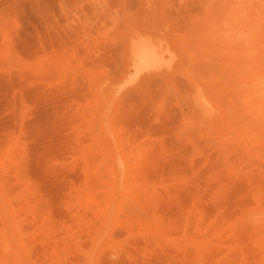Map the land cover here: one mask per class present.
<instances>
[{
  "label": "rangeland",
  "instance_id": "374dc122",
  "mask_svg": "<svg viewBox=\"0 0 264 264\" xmlns=\"http://www.w3.org/2000/svg\"><path fill=\"white\" fill-rule=\"evenodd\" d=\"M263 1L0 0V49L7 29L18 64L0 67V151L17 136L20 153L0 163V264H264V236L243 217L264 191ZM140 36L168 65L126 82L127 44ZM239 49L252 56L238 61ZM103 117L111 127L91 145L86 130ZM140 141L146 150L129 156ZM99 208L120 211L101 220Z\"/></svg>",
  "mask_w": 264,
  "mask_h": 264
},
{
  "label": "bare ground",
  "instance_id": "6f19581e",
  "mask_svg": "<svg viewBox=\"0 0 264 264\" xmlns=\"http://www.w3.org/2000/svg\"><path fill=\"white\" fill-rule=\"evenodd\" d=\"M237 1V0H236ZM246 0H244V2H245ZM257 1V0H256ZM230 2V1H229ZM231 2H232V0H231ZM239 2V1H238ZM238 2H236V3H238ZM241 2V1H240ZM242 2H243V0H242ZM254 3H255V1H253ZM264 2V1H263ZM258 3V2H257ZM256 3V4H257ZM229 4V3H228ZM241 4V3H240ZM253 4V3H252ZM260 4H261V2H260ZM244 5V4H243ZM263 5V4H262ZM233 6V5H232ZM236 6V5H235ZM249 5H247V7H248ZM252 5H250V7H251ZM253 6H254V4H253ZM264 6V5H263ZM237 7V6H236ZM236 7H234L233 6V8L235 9ZM247 7H246V9H247ZM255 7V6H254ZM260 7V6H259ZM245 9V7H243L242 6V8L241 9ZM249 8V7H248ZM261 8V7H260ZM224 9V8H223ZM251 9V8H250ZM254 9V8H253ZM233 10V9H232ZM238 10V9H237ZM252 10V9H251ZM262 10V8L260 9V11ZM224 11V10H223ZM236 11V10H235ZM234 10H233V12L232 13H234L235 12ZM239 11V10H238ZM243 11H245V10H243ZM253 11V10H252ZM237 12V11H236ZM231 13V14H232ZM248 13V12H247ZM251 14H252V12H250ZM236 15H237V13H235ZM244 13H242V15H243ZM249 14V13H248ZM261 15H263L262 13H260ZM234 16V17H237V16ZM247 15V14H246ZM255 16H256V13L254 14ZM253 15V16H254ZM249 16H251V15H249ZM258 16V15H257ZM222 17H223V15H222ZM226 17V16H225ZM224 17V18H225ZM224 18H222V19H224ZM230 18V17H229ZM233 17H231L230 19H232ZM247 18V17H246ZM263 18H264V15H263ZM262 18V19H263ZM220 19V18H219ZM218 19V20H219ZM254 19H255V17H254ZM260 20L258 21V22H260L261 21V17L259 18ZM235 20V19H234ZM241 20V19H240ZM252 20V19H251ZM256 20V19H255ZM221 21V20H220ZM256 23H257V21H255ZM255 22H253V23H255ZM262 22V21H261ZM218 23V22H217ZM223 23V22H222ZM234 22H232L231 23V25L233 24ZM242 23V22H241ZM251 22H249V24H250ZM255 23V24H256ZM218 24H221V23H218ZM226 24V23H225ZM228 24V23H227ZM244 24V23H243ZM252 24V23H251ZM262 24V23H261ZM264 24V23H263ZM15 25V24H14ZM214 26H215V24H213ZM213 25H211L212 27H213ZM223 27H225V25H223V24H221ZM221 25H220V28H221ZM235 25V24H234ZM233 25V26H234ZM239 25V24H238ZM245 25H247V24H245ZM258 25H259V23H257V26L255 27V28H257L258 27ZM205 26V25H204ZM230 25L228 24V27H229ZM240 26H241V24H240ZM262 26V25H261ZM238 27V26H237ZM245 27V26H244ZM244 27L243 28H241V29H243V30H245L246 29V27H245V29H244ZM259 28V27H258ZM260 28H262V27H260ZM215 29H216V26H215ZM215 29L214 30H212V32L213 31H215ZM223 29V28H222ZM227 30H228V28H226ZM237 29V28H236ZM241 29H240V31H241ZM263 29V28H262ZM221 30V29H220ZM253 30H254V28H253ZM264 30V29H263ZM3 32H2V39H3V43H4V46H5V48H3V49H0V67L2 68V69H4V70H6V71H10V70H12V68H14V67H16L18 64L16 63L17 62V55H15L12 51H11V49H10V42H11V38H12V36H11V33H8L7 31V29H3L2 30ZM247 31H250V30H247ZM255 31H257V29L255 30ZM205 32V31H204ZM217 32V31H216ZM233 32H234V30H233ZM245 32V31H244ZM244 32H243V35H244ZM253 32V31H252ZM251 32V33H252ZM258 32H261V31H259L258 30ZM226 33V32H225ZM237 33V32H236ZM235 33V34H236ZM239 33V32H238ZM237 33V34H238ZM242 33V32H241ZM246 33V32H245ZM256 33V32H255ZM212 34V33H211ZM254 33H252V35H253ZM225 35V34H224ZM224 35H222V36H224ZM231 35V34H230ZM249 35H251V34H249ZM263 35V34H262ZM238 36V35H237ZM236 36V37H237ZM242 36V35H241ZM244 36H247V35H244ZM255 36L257 37V35L255 34ZM255 36H253V39H251L252 37L250 36H248L249 38H248V40H252L251 41V43L249 42V41H246L243 37H242V39L243 40H245L246 42H248V45H249V47L251 48L253 45V41L255 40L254 39V37ZM208 37V36H207ZM210 37V36H209ZM221 37V36H220ZM219 37V38H220ZM228 37V36H227ZM236 37H235V39H236ZM240 37V36H239ZM154 38H156V37H154ZM233 38V37H232ZM238 38V37H237ZM261 38V37H260ZM264 38V37H263ZM263 38H262V40H263ZM199 39V38H198ZM208 39V38H207ZM224 38H222V40H223ZM234 39V38H233ZM234 39V40H235ZM257 39H259L258 37H257ZM194 41V40H193ZM236 41V40H235ZM234 41V42H235ZM159 42V41H158ZM234 42L232 43V46H233V44H234ZM238 42V41H237ZM245 42V43H246ZM256 42V41H255ZM260 42H263L264 43V41H261L260 40ZM10 43V44H9ZM14 43V42H13ZM227 43V42H226ZM230 43V42H229ZM228 43V44H229ZM244 43V44H245ZM258 43V42H257ZM262 43V44H263ZM209 44V43H208ZM185 45H187V44H185ZM223 45V44H222ZM231 45V44H230ZM229 45V46H230ZM235 45V44H234ZM264 45V44H263ZM129 46V52H130V54H131V56H130V65L127 67V69H126V72L128 73V76L129 77H127V79H124V81H132V80H135L137 77H138V75H140L141 73H146V72H151V71H156L157 69H159L160 67H163V66H166V65H168V64H165V60H166V57H165V54H164V52H163V50L160 48V46L159 45H157L156 44V42H152V40H151V37L149 38V39H147V38H145V39H142L141 38V36H140V38L139 37H137V38H135V37H133L132 38V41L130 42V43H128L127 44V47ZM191 46V45H190ZM213 46V45H212ZM226 47H227V45H225ZM246 46H247V44H246ZM256 46H257V44H256ZM256 46H254V47H256ZM260 48H262L261 46L262 45H258ZM257 46V47H258ZM15 47V46H14ZM194 47V46H193ZM234 47V46H233ZM240 47H242V46H240ZM248 47V46H247ZM249 47L247 48V49H249ZM12 48H13V46H12ZM162 48H163V45H162ZM235 48H238V46L236 45V47ZM243 48H245V46L243 45ZM264 48V47H263ZM262 48V49H263ZM206 49V48H205ZM252 49V48H251ZM254 49V48H253ZM191 50V49H190ZM196 50V49H195ZM201 50V49H200ZM225 50V49H224ZM264 50V49H263ZM202 51H207V50H203V48H202ZM214 50H212L211 52H213ZM234 51V50H233ZM240 51H242V50H240L239 49V52L237 51V58L239 59V58H241L242 56L243 57H248L249 55H251V53L250 54H248L249 52H247V53H243V55H242V52H241V57L238 55L239 53H240ZM257 51H259V49L258 50H256V52ZM15 52V51H14ZM215 52V51H214ZM213 52V53H214ZM218 52V51H217ZM228 52V51H227ZM232 52V51H231ZM260 52V51H259ZM15 53H17L18 54V52L16 51ZM229 53V52H228ZM228 53H226V55L225 56H227V54ZM261 53V52H260ZM260 53H256V55H254V53H253V55L254 56H256V58L258 59V57L260 56L259 54ZM262 53H264V52H262ZM220 54V53H219ZM222 54V53H221ZM220 54V55H221ZM223 54H225V53H223ZM235 54V53H234ZM235 54V55H236ZM246 54H248V55H246ZM19 55H21V54H19ZM65 55V54H64ZM219 55V56H220ZM229 56L230 55H232L231 53L230 54H228ZM244 55H246V56H244ZM259 55V56H258ZM264 55V54H263ZM69 56V55H68ZM225 56L223 55V57L222 58H225ZM252 56V55H251ZM258 56V57H257ZM62 57H63V55H62ZM228 57V56H227ZM231 57V61H234V60H232V59H236V58H234L235 56L234 55H232V56H230ZM230 57H228V58H230ZM233 57V58H232ZM261 57V56H260ZM69 58V57H68ZM221 58V57H220ZM23 59H24V57H23ZM65 59V58H64ZM246 58H244L243 59V61L245 60ZM261 59V58H260ZM35 60V59H34ZM37 60V59H36ZM226 59H224V60H222V61H225ZM242 60V59H241ZM246 60H248V59H246ZM253 60H255V62L254 63H256V59H255V57H254V59H252V61ZM38 61V60H37ZM228 61V60H227ZM238 61H240V59L238 60ZM242 61V62H243ZM250 61V60H249ZM252 61H250V63L252 62ZM260 61V60H259ZM258 61V62H259ZM28 62H30V61H28ZM50 62V61H49ZM229 62H230V60H229ZM262 62H263V60H262ZM31 63V65L33 64V62H30ZM35 63V62H34ZM225 63L226 62H224V64H223V62H222V64L223 65H225ZM234 62H232V64H233ZM241 63V62H240ZM249 63V62H248ZM237 63H236V60H235V65H236ZM247 64V63H246ZM259 63H257V65H258ZM264 64V63H263ZM242 65V64H241ZM253 65H256V64H253ZM252 65V67H253V69H254V66ZM260 65V64H259ZM258 65V66H259ZM22 66H23V64H22ZM33 66H36V65H34L33 64ZM231 66H233V65H231ZM250 66H251V64H250ZM250 66H249V69H251L250 71H256L255 69L254 70H252V67L250 68ZM257 66V67H258ZM24 67H27V66H23V68ZM226 67H228V65L226 66ZM237 67V66H236ZM238 67H241V66H238ZM243 67V66H242ZM242 67H241V70L240 69H238L239 70V73H238V75L239 74H241L242 73V71H243V69H242ZM21 67H19V69H20ZM229 69H231V67L229 66L228 67ZM243 68H245L246 69V66H244ZM247 68H248V65H247ZM22 69V68H21ZM66 69V68H65ZM166 69V68H165ZM167 69H168V67H167ZM224 69V68H223ZM248 69V70H249ZM258 69V68H257ZM262 70H264V68H261ZM3 70V71H4ZM23 70V69H22ZM22 70H20V72L22 71ZM226 70H228V69H226ZM236 70V72H237V69H235ZM17 71V70H16ZM26 71V70H25ZM24 71V72H25ZM62 71V70H61ZM60 71V72H61ZM235 74H237L234 70H232ZM12 72V71H11ZM11 72H10V74H11ZM13 72H14V69H13ZM19 72V71H18ZM245 72V71H244ZM62 73H64V72H62ZM151 73H153V72H151ZM247 73H250V75H252L251 74V72H247ZM253 73H255V72H253ZM256 73H258V72H256ZM20 74V73H19ZM24 74V73H23ZM61 74V73H60ZM226 74H228V73H226ZM230 74H233L232 72H230ZM229 74V75H230ZM243 74V73H242ZM245 74H246V72H245ZM65 75V74H64ZM243 76V75H242ZM241 75H239L238 77H242ZM253 76V75H252ZM23 77V76H22ZM64 76H62V78H63ZM228 77V76H227ZM230 78L232 77L231 75L229 76ZM228 77V78H229ZM251 77V76H250ZM254 77V76H253ZM252 77V78H253ZM256 77V76H255ZM234 77H232V79H233ZM236 78V77H235ZM252 78H246L247 80H245V81H250V79H251V81L249 82L251 85L253 84V85H255L254 83H256V84H259V82H260V80H259V82L257 83L256 81V78H255V80L256 81H252ZM259 78H260V76H259ZM138 79V78H137ZM261 79H262V81L264 80L262 77H261ZM62 81H63V79H61ZM239 80V79H238ZM226 82H228V81H226ZM235 82H237V80L235 81ZM244 82V81H243ZM264 82V81H263ZM93 83V82H92ZM231 83H233V82H231ZM246 83V82H245ZM209 84V83H208ZM208 84H207V86H208ZM226 83H224V85H225ZM249 84V85H250ZM92 85V84H91ZM96 84L95 83H93V86H95ZM212 85H214V84H212ZM241 85V84H240ZM244 85V84H243ZM243 85L241 86V87H243ZM246 85V84H245ZM256 86V85H255ZM259 86H260V84H259ZM262 86H264V83H262ZM228 87H230V86H228ZM250 87V86H249ZM213 90V89H212ZM252 90V89H251ZM254 90V89H253ZM252 90V91H253ZM255 90H256V88H255ZM264 89L262 88V93H264V91H263ZM95 91V90H94ZM199 92L198 93H200V90H198ZM203 90H201V93L202 94H204V91L202 92ZM237 91H239V90H237ZM249 92L250 91V89H248V90H245V92ZM233 93H231V91H230V93L233 95H237L234 91H232ZM244 92V91H243ZM258 92H261L260 90L258 91ZM238 93V92H237ZM254 93H255V91H254ZM256 93H257V91H256ZM255 93V94H256ZM202 94H200V97H201V95ZM229 94V93H228ZM242 94V93H241ZM244 94V93H243ZM246 94V93H245ZM250 94H251V91H250ZM254 94V95H255ZM259 94V93H258ZM258 94H256V95H258ZM225 95H227V93L225 94ZM232 95H230L229 94V97H227V98H230V96L232 97ZM233 95V96H234ZM253 95V94H252ZM251 95V96H252ZM262 95V94H261ZM206 96V95H205ZM243 96V95H242ZM246 96H248V94H246ZM250 96V95H249ZM248 96V98L247 97H244L245 99H243L241 102H243V103H246L247 101L246 100H248V103H249V100H251L250 98L251 97H249ZM259 96V95H258ZM258 96H254V97H258ZM219 97V96H218ZM205 98V97H204ZM233 98V97H232ZM234 98H236V97H234ZM243 98V97H242ZM241 98V99H242ZM260 98V97H259ZM264 98V97H263ZM262 98V99H263ZM240 100V98H238L237 97V102H236V100L235 99H231V100H235V102L233 101V103H238V101ZM261 99V100H262ZM205 100V99H204ZM209 100V99H208ZM225 100V99H224ZM230 100V101H231ZM246 102H245V101ZM260 100V99H259ZM198 101V100H197ZM196 101V102H197ZM206 101V100H205ZM212 101V100H211ZM252 101V100H251ZM228 102H229V100H228ZM240 101H239V103H241ZM257 102V101H256ZM263 102V101H262ZM262 102H260V106H261V103ZM230 103H232V102H230ZM239 103H238V105H239ZM247 103V104H248ZM254 103V102H253ZM246 104V105H247ZM258 104H259V102H258ZM234 105V104H233ZM255 105V104H254ZM257 105V104H256ZM211 106H212V104H211ZM210 106V107H211ZM227 106V105H226ZM259 106V105H258ZM213 107V106H212ZM211 107V108H212ZM238 107V106H237ZM256 107V106H255ZM262 107H263V105H262ZM206 108H207V106H206ZM214 108H216V107H214ZM253 108V107H252ZM264 108V107H263ZM103 108H99V110H102ZM241 109V108H240ZM244 109L245 108H243V111H244ZM254 109V108H253ZM261 109V108H260ZM203 110V109H202ZM206 110V109H205ZM212 110H214V109H212ZM235 110V109H234ZM237 110H239V109H237ZM247 110H250L249 108L247 109ZM255 110H256V108H255ZM216 111V110H215ZM246 111V110H245ZM252 111V110H251ZM263 109H262V112H260V116H264V114H263ZM204 112V111H203ZM208 112H211V111H208ZM217 112V111H216ZM218 112H221V111H218ZM253 112V111H252ZM239 113H240V110H239ZM238 113V114H239ZM102 114H103V112H102ZM216 114V113H215ZM256 115V118H258V116L259 115ZM263 114V115H262ZM24 112H23V114H22V118L24 117ZM104 115V114H103ZM219 115V114H218ZM236 115V114H235ZM239 115H242V113H240ZM251 114L249 113V116H250ZM214 116V114H212V117ZM252 116H253V114H252ZM259 116V117H260ZM102 117V116H101ZM100 117V118H101ZM215 117H216V115H215ZM242 118H244L245 119V117H242ZM263 118V117H262ZM109 119V118H108ZM229 119H230V116H229ZM238 119H239V117H238ZM246 119H247V116H246ZM249 119V118H248ZM247 119V120H248ZM260 119H261V117H260ZM106 120V119H105ZM105 120H104V117H103V119H102V121H101V123H100V126H99V130H97V131H93V130H91L89 127L87 128V130H86V132L87 133H89V136L91 137L90 138V140L89 141H91V145H92V143H93V145L94 144H96V143H99V142H101L103 139H105L104 138V135H106L107 134V131L108 130H106V129H108V127L107 126H110V124H107V123H105ZM235 120H237V119H235ZM234 120V121H235ZM243 120V119H242ZM253 121L254 119L252 118L251 119V117H250V121ZM259 120V119H258ZM263 120H264V118H263ZM94 121V120H93ZM108 121H110V119L108 120ZM107 122V121H106ZM111 122V121H110ZM257 122V121H256ZM252 123V122H251ZM258 123V122H257ZM257 123H255V124H257ZM236 124V123H235ZM245 124H247V123H245ZM253 124V123H252ZM264 124V123H263ZM248 125H249V123H248ZM241 126H242V124H241ZM250 126H251V124H250ZM261 126V125H260ZM107 127V128H106ZM111 127V126H110ZM239 127V126H238ZM243 127V126H242ZM241 127V128H242ZM245 127H248V126H245ZM245 127H243V128H245ZM255 126H253V128H254ZM261 127H263V126H261ZM257 128H258V126H257ZM264 128V127H263ZM89 129V130H88ZM110 130V129H109ZM253 130H255V129H253ZM263 130V129H262ZM93 131V132H92ZM111 131V130H110ZM112 132V131H111ZM114 138H115V145H117V143L116 142H118L119 144H120V141H121V136H120V133H119V135H118V133L116 132V130L114 129ZM88 135V134H87ZM125 135V134H124ZM190 135V134H189ZM188 135V136H189ZM230 135V134H229ZM180 136V135H179ZM178 137V136H177ZM190 137V136H189ZM189 137H187V139H189ZM191 137H192V135H191ZM110 138H112L113 139V141H114V138L113 137H110ZM111 139V140H112ZM224 139V138H223ZM148 140V139H147ZM144 141V140H143ZM146 141V140H145ZM80 143V142H79ZM83 143V142H82ZM146 143V142H145ZM147 144H149V143H147ZM147 144L145 145V144H142V141H140L139 143H133V145H131L132 147H131V150H130V153L128 154L129 156H139L142 152H143V150L146 148L145 146H147ZM18 145H19V139H18V137L17 136H13V138H12V141L10 142V144L8 145V147H7V149H5V151H4V153L2 154V152L0 153V154H2V156H1V160H0V163L2 164V165H4V166H7V168H10L12 165H13V163H15V161L17 160V155H19V154H17V152H16V150L15 149H17V147H18ZM97 145V144H96ZM114 145V146H115ZM150 147V146H149ZM148 147V148H149ZM76 148H78L77 146H76ZM79 148H80V146H79ZM91 148V146H88V147H86L85 145H81V149H80V152L78 153V157H76L77 158V160H79V159H81V162L83 163V165H84V167L85 168H89V160H88V149H90ZM117 147H115L114 148V150L113 151H115V154H117L116 153V149ZM126 149V148H125ZM134 149H138V150H140V151H138L137 153H135L137 150H134ZM2 150V149H1ZM110 150V149H109ZM146 150V149H145ZM74 152V151H73ZM197 152V151H196ZM200 152V151H199ZM24 154V153H23ZM70 155H72L73 157H75L72 153L70 154ZM117 156H119V155H117ZM4 157H5V159H4ZM79 158V159H78ZM119 159V161L120 162H116L117 164H119V165H117V167H121L122 165H124L125 164V162H122V160L124 161V158L121 160L120 159V157H118ZM114 160H115V158H113ZM76 159L74 158V160L72 161V162H74ZM152 163V162H151ZM16 166V165H15ZM125 166V165H124ZM123 166V172H124V169H125V167ZM152 166V165H151ZM100 166H98V168H99ZM152 168V167H151ZM112 171V170H111ZM148 171H150V170H148ZM107 175V174H106ZM122 176H123V174H122ZM182 177V176H181ZM180 177V178H181ZM107 179V178H106ZM178 179V178H177ZM2 180V179H1ZM161 180V179H160ZM24 184H26L27 182H25L24 180L22 181ZM177 182V181H176ZM175 183V182H174ZM0 184H1V182H0ZM155 184V183H154ZM176 184V183H175ZM113 187H114V185H113ZM3 188V187H2ZM155 189H157V188H155ZM79 191V190H78ZM153 191V190H152ZM168 194V193H167ZM129 195V194H128ZM122 196L123 197H125V196H127V194H124V193H122ZM159 197V196H158ZM86 198H87V196H86ZM253 198H254V200L257 202V209L256 210H253V211H249V212H246L245 214H244V218H246V219H250V220H252L253 222H255V225H256V227L257 228H259L260 230H261V232H262V235L264 236V205L262 204L263 203V198H264V191L263 190H260V189H255L254 190V192H253ZM84 201V200H83ZM1 203H2V201H1ZM4 203V202H3ZM84 205V204H83ZM2 206L3 207H5L3 204H2ZM87 206V205H86ZM4 209V208H3ZM91 209V208H90ZM120 208H117V212L118 211H120L119 210ZM5 210V209H4ZM7 211V210H6ZM5 212V211H4ZM117 212H112V213H110V211H108V210H105V209H96L95 210V214L98 216V217H100L101 218V220H108L110 217H111V215H115L114 213H116L117 214ZM7 216V215H6ZM186 224H187V222H186ZM90 233V232H89ZM146 233V232H145ZM172 242V241H171ZM201 244L203 243V241L202 242H200ZM257 246H259V247H261L262 249L264 248V238L262 239V238H260V240H259V242L257 243ZM196 249H198L199 250V244H196ZM197 257H199V259L201 258V256H200V254L198 253V255H197Z\"/></svg>",
  "mask_w": 264,
  "mask_h": 264
}]
</instances>
